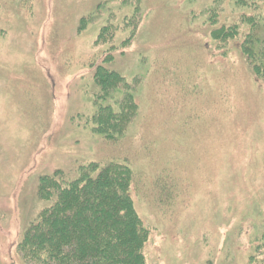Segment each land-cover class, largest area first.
<instances>
[{
  "label": "rangeland",
  "instance_id": "rangeland-1",
  "mask_svg": "<svg viewBox=\"0 0 264 264\" xmlns=\"http://www.w3.org/2000/svg\"><path fill=\"white\" fill-rule=\"evenodd\" d=\"M235 1L0 0V264H34L17 243L40 177L92 162L131 169L144 264H264V81L240 49L264 4ZM97 66L137 105L113 139L93 130Z\"/></svg>",
  "mask_w": 264,
  "mask_h": 264
},
{
  "label": "trees",
  "instance_id": "trees-1",
  "mask_svg": "<svg viewBox=\"0 0 264 264\" xmlns=\"http://www.w3.org/2000/svg\"><path fill=\"white\" fill-rule=\"evenodd\" d=\"M235 2L248 8L264 4V0ZM244 15L240 14L247 31L241 35L240 49L254 76L264 81V15L250 13L247 21ZM237 24L220 26L211 35L222 42L236 38ZM94 79L100 94L93 130L113 139L123 133L137 105L116 71L97 66ZM108 99L113 104L103 105ZM131 178L129 166L117 162L89 163L79 167L73 178L60 170L40 177L37 197L45 205L17 243L22 260L34 264H144L147 234L129 194Z\"/></svg>",
  "mask_w": 264,
  "mask_h": 264
}]
</instances>
